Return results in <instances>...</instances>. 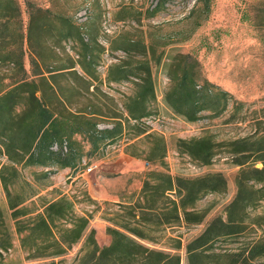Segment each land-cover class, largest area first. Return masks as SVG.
Segmentation results:
<instances>
[{
    "label": "rangeland",
    "instance_id": "374dc122",
    "mask_svg": "<svg viewBox=\"0 0 264 264\" xmlns=\"http://www.w3.org/2000/svg\"><path fill=\"white\" fill-rule=\"evenodd\" d=\"M26 1L33 4L35 32L31 41L25 37L21 45L24 51L37 50L46 56L52 51L56 55L52 67L59 68L69 66L73 60L83 61L88 55L93 59V79L83 74L80 65L76 67L90 83L88 92L85 84L80 82L79 85L69 75L61 79L59 85L66 87L75 82L74 85L79 86L84 97L74 98L72 111L86 114L101 111L104 117L101 116L100 128H111L110 117L115 114L125 115L124 104L135 89L132 80L109 82L112 67L129 62L135 66V61L140 59L137 51L132 52V59L120 47L128 41L145 42L149 49L156 101L151 106L152 115L143 120V128L148 134L164 140L166 152L162 160L148 163L147 153L154 145L153 139L145 136L133 139L128 135L105 152L91 156L88 155L89 144L81 140L85 155L79 169H54L52 172L44 168L22 169V178L10 188L13 194L23 192L28 195L30 191L25 183H32L33 192L38 195L25 205L37 213L43 212V205L58 196L70 197L78 215L93 214L90 227L96 230V239L104 247L111 243L107 234V228L112 226L110 220L114 221L121 213L118 203L97 200L98 192L103 189L121 192V203H124L132 201L133 194L141 191L150 172L188 179L220 173L227 180L226 189L208 193L196 205L205 216L204 222L197 225L179 223L174 228H167L162 235L158 248L168 250L180 241L181 249L177 253L182 256V264H188L187 244L200 236L213 219H227L226 208L240 192L238 177L241 171L264 165V24L255 18L264 0H209V5L200 0H171L158 12L154 9L161 0H18V12L11 11L10 17L0 19V23L9 22L11 30L22 24L24 35H28L31 10ZM70 23L79 30L87 46L77 38L63 39L70 32ZM41 26L44 28L39 31ZM10 50L20 48L18 44L6 47L4 54ZM180 55L196 58L201 80L215 86L214 91L228 93V107L224 111L203 112L196 122H189L167 105L165 95L171 85L170 66ZM27 57L28 53L26 65L30 68ZM12 68L11 63L0 62V86L10 84ZM194 139L210 141L213 147L210 164L204 165L186 152L183 143ZM126 160L137 161L140 165L142 175L135 185L112 172L113 165ZM239 160L248 163L239 166L236 164ZM6 163L0 153V170ZM91 167L96 168L88 172ZM45 173L51 174L45 178ZM242 182L243 194L247 192L253 197L248 207L242 208V205L234 211L237 220L244 221L242 232L214 243L213 252L244 250L264 239V225L256 224L260 222L258 217L264 216V182L249 176L243 177ZM7 240L10 246L5 250L2 245ZM84 243L85 239H82L60 258L29 260L0 180V264H52L53 261L55 264H74ZM210 261L217 262L214 257ZM248 263L262 264L264 258Z\"/></svg>",
    "mask_w": 264,
    "mask_h": 264
},
{
    "label": "trees",
    "instance_id": "16d2710c",
    "mask_svg": "<svg viewBox=\"0 0 264 264\" xmlns=\"http://www.w3.org/2000/svg\"><path fill=\"white\" fill-rule=\"evenodd\" d=\"M170 1L161 0L154 12L160 11ZM200 1L209 5V0ZM26 6L30 10L33 8L30 1H26ZM19 9L18 0H0V19L9 18L11 11L18 12ZM29 18L28 35H24L22 24L11 30L9 22L0 23V62L13 65L10 84L0 86V153L7 160L1 167L0 180L28 259L63 257L85 239L74 264H182V256L177 253L181 249V242L173 239L177 245H172L168 250L158 248L162 235L167 228H174L179 223L197 225L204 222L205 216L196 205L208 193L226 189L227 180L220 173L188 179L150 172L141 191L133 194V200L118 204L121 214L114 221L110 220L112 226L107 228V234L111 237V243L104 247L96 239V230L90 227L93 214L78 215L75 202L70 197L58 196L43 205V212L37 213L25 205L38 195L33 192L32 183H25L30 191L28 195L23 192L13 194L10 188L22 178V169L44 168L50 169V172L54 169H79L85 155L81 140L89 144L88 155L91 156L105 152L109 146L128 135H132L133 139L142 136L153 139L151 142L154 145L147 153L148 163L162 160L166 152L164 140L148 134L143 128V120L152 115L151 106L156 101L149 49L144 41H128L120 47L128 58L133 59L132 52L137 51L140 59L135 61V66L129 62L112 67L109 82L132 80L135 89L124 104L125 115L115 114L110 117L111 128H100L101 116L104 117L101 111L89 114L72 111L74 98L84 97L79 86L74 85L75 82L66 87L59 85V81L69 75L79 85L80 82L85 84L88 92L90 83L76 67L80 65L83 74L93 79V59L88 55L83 61L73 60L69 66L59 68L52 67L56 58L52 51L47 56L37 50L24 51L21 45L25 37L31 41L35 32L34 10L29 12ZM255 18L264 24V5L260 6ZM43 28L39 27V31ZM69 28L70 32L63 39L77 38L84 44L79 30L71 23ZM38 42L41 43V40ZM17 44L20 50H10L4 54L6 47ZM27 53L30 68H26ZM49 60H52L51 63ZM169 77L171 85L166 92L165 102L176 115L189 122H196L203 112L220 113L228 107V93L214 91L215 86L201 80L199 62L193 56L176 57L170 66ZM183 144L192 158L204 165L211 163L213 147L209 140L194 139ZM127 154L135 156L129 152ZM247 163V160H239L236 164L244 166ZM48 174L45 173V178ZM246 176L264 182V165L262 168L252 166L241 171L238 177L240 192L226 208L227 219H213L200 236L187 244L188 264H249V260L264 258V239L236 252L212 251L217 241L242 232L244 221L237 220L234 211L242 205V208L248 207L253 201L252 194H243L242 181ZM258 220L260 222L256 224L263 226L264 216L258 217ZM9 246L7 240L2 248L7 250ZM212 257L217 262L210 261ZM228 259L229 262L226 261Z\"/></svg>",
    "mask_w": 264,
    "mask_h": 264
},
{
    "label": "crops",
    "instance_id": "0c3cea01",
    "mask_svg": "<svg viewBox=\"0 0 264 264\" xmlns=\"http://www.w3.org/2000/svg\"><path fill=\"white\" fill-rule=\"evenodd\" d=\"M26 68H28L27 65H26ZM123 162L121 164L116 163L118 164L116 166L113 165L112 172H114L116 175L119 174L120 178L122 179L125 178L128 184L132 183L135 185L136 179L141 178V175H142V171L140 169L139 163L137 161H127V160L124 163ZM105 179L109 180L110 178H105ZM97 198H98L97 200H102L104 202H112V203L121 204V192L113 193L112 191L103 189L102 191L98 192ZM109 245L110 243L107 244L106 246H109Z\"/></svg>",
    "mask_w": 264,
    "mask_h": 264
},
{
    "label": "built area",
    "instance_id": "2783aa9c",
    "mask_svg": "<svg viewBox=\"0 0 264 264\" xmlns=\"http://www.w3.org/2000/svg\"><path fill=\"white\" fill-rule=\"evenodd\" d=\"M95 168H96V167H91V168H89L87 171H88V172H92Z\"/></svg>",
    "mask_w": 264,
    "mask_h": 264
}]
</instances>
